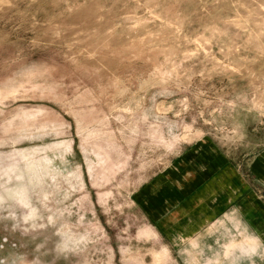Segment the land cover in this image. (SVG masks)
<instances>
[{
    "label": "rangeland",
    "instance_id": "obj_1",
    "mask_svg": "<svg viewBox=\"0 0 264 264\" xmlns=\"http://www.w3.org/2000/svg\"><path fill=\"white\" fill-rule=\"evenodd\" d=\"M198 147L258 214L166 237ZM263 157L264 0H0V264H264Z\"/></svg>",
    "mask_w": 264,
    "mask_h": 264
},
{
    "label": "crops",
    "instance_id": "obj_2",
    "mask_svg": "<svg viewBox=\"0 0 264 264\" xmlns=\"http://www.w3.org/2000/svg\"><path fill=\"white\" fill-rule=\"evenodd\" d=\"M209 149L214 154L209 156L211 159H203L204 154L198 147L186 156L189 159H183L188 167L182 174L171 170L153 180V222L166 237H193L228 212L239 211L253 217L258 214L259 202L250 198L251 192L242 201L237 200L238 173L232 171L221 153L217 155L212 147ZM252 173L264 181V157L254 164ZM227 194H232L234 200L230 201ZM260 202V208L264 209V202ZM258 248V238L246 235L242 242H231L226 255L238 249L256 253Z\"/></svg>",
    "mask_w": 264,
    "mask_h": 264
}]
</instances>
